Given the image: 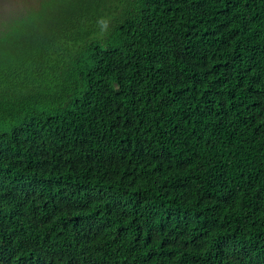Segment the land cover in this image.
Masks as SVG:
<instances>
[{
	"label": "trees",
	"instance_id": "obj_1",
	"mask_svg": "<svg viewBox=\"0 0 264 264\" xmlns=\"http://www.w3.org/2000/svg\"><path fill=\"white\" fill-rule=\"evenodd\" d=\"M0 23V264H264V0H39Z\"/></svg>",
	"mask_w": 264,
	"mask_h": 264
},
{
	"label": "rangeland",
	"instance_id": "obj_2",
	"mask_svg": "<svg viewBox=\"0 0 264 264\" xmlns=\"http://www.w3.org/2000/svg\"><path fill=\"white\" fill-rule=\"evenodd\" d=\"M38 2L39 0H0V23L8 19L11 13L15 15L28 12L27 9L36 6Z\"/></svg>",
	"mask_w": 264,
	"mask_h": 264
}]
</instances>
